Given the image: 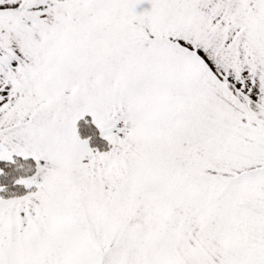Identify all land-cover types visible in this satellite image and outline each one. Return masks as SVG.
Here are the masks:
<instances>
[{
	"label": "snow or ice",
	"instance_id": "obj_1",
	"mask_svg": "<svg viewBox=\"0 0 264 264\" xmlns=\"http://www.w3.org/2000/svg\"><path fill=\"white\" fill-rule=\"evenodd\" d=\"M0 264H264V0H0Z\"/></svg>",
	"mask_w": 264,
	"mask_h": 264
}]
</instances>
